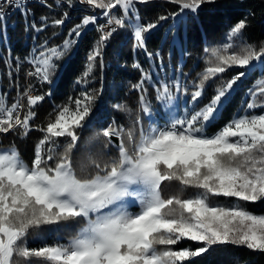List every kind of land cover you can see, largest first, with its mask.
<instances>
[{"label": "snow or ice", "instance_id": "snow-or-ice-1", "mask_svg": "<svg viewBox=\"0 0 264 264\" xmlns=\"http://www.w3.org/2000/svg\"><path fill=\"white\" fill-rule=\"evenodd\" d=\"M79 2L102 9L106 18L96 27L99 37L76 81L83 86L79 95L57 105L41 125L33 124L35 109L50 92L34 94L29 84L11 104L7 94L0 95V134L24 138L32 130L42 133L30 162L15 145L0 150V264H197L196 258L224 245L264 254V213L250 207L264 203V41L248 42L247 21L236 22L221 43L203 47V66L195 79L158 82L155 98L161 111L153 110L146 95L152 73L134 64L141 78L132 89L139 93V110L148 126L138 115L127 125L113 120L102 127L87 143L103 147L87 152L88 174L81 176L75 164L81 133L102 95V89L87 86L97 68L102 70L103 50L113 35L129 30L134 47L147 51L146 34L161 21L182 22L214 0H166L178 9L146 24L136 5L149 0ZM62 3L72 6V0ZM26 4L0 0V25L6 27L11 9L28 15ZM68 16L64 12L50 25L42 16V27H31L37 32L59 28ZM94 24L97 16L86 15L61 45L45 41L34 47L26 76L52 84L57 62ZM257 70L261 75L240 108L210 132L231 103L234 86ZM178 94L183 106L173 103ZM114 107L129 111L126 105ZM109 148L115 155L104 151ZM173 186L176 191L166 196L165 189ZM62 229L74 231L53 243L41 235ZM30 237L39 246L30 247Z\"/></svg>", "mask_w": 264, "mask_h": 264}, {"label": "trees", "instance_id": "trees-1", "mask_svg": "<svg viewBox=\"0 0 264 264\" xmlns=\"http://www.w3.org/2000/svg\"><path fill=\"white\" fill-rule=\"evenodd\" d=\"M48 2V1H47ZM48 5H51L49 7ZM73 7L76 1L72 0ZM137 15L142 23L153 22L161 15H168L169 12L178 9V6L171 5L166 0H149L147 4H137ZM28 15L18 12L8 21L6 29L7 44L0 45V82L4 94H7L8 103L11 104L17 98L18 92H23L26 88L27 80L22 76L31 69L27 62L32 49L47 41L50 46L61 45L63 40L68 38V32L81 21L80 11L70 9L61 2L50 0L47 5L35 4L29 9ZM64 12L69 16L66 23L59 28L51 26L37 32L31 27L36 24L42 27L41 17L49 18V25L54 18H61ZM84 13V11H81ZM247 21V28L244 36L250 43L259 44L264 41V0H214V3L202 6L197 15L188 14L185 27L179 26L174 29L173 19L161 21L157 28L146 34V49L134 47V40L129 30H118L113 35L107 46L104 48L103 68H97L89 89H102V95L94 108L91 123L81 133V148L75 157L77 174L86 176V154L88 151L99 152L103 147L99 142L89 145L87 142L102 127L115 120L118 124H129L138 115L144 120L145 127L148 126V117L140 113L138 96L139 93L132 89V85L138 83L141 78V71L135 68L134 64H139L140 68L152 73V82L146 83L147 98L152 106H159L156 100V87L159 80L153 71L160 75L170 70L185 76L186 83L196 78V73L202 70L203 61L201 59L205 46H215L221 43L224 34L239 20ZM176 31L182 53H180L173 33ZM56 32V35H53ZM99 37L96 27L86 28L71 52L58 61V69L52 77V84L42 85L39 94L50 92L44 101L35 109L37 116L33 121L34 125L46 123L48 113L52 112L57 105H63L68 97H75L82 91L81 85L76 83L87 63L88 53L92 50L95 41ZM148 52L159 53L149 58ZM17 58H19L17 60ZM19 64V68H17ZM261 75L257 70L255 73L238 82L236 91L233 93L231 103L223 112L220 121L210 132L216 131L223 126L233 113H235L246 99V93L253 85L257 76ZM206 99V98H205ZM126 105L129 111H118L114 105ZM257 111H260L259 109ZM42 133L32 130L27 137L21 138L14 133L0 136V149H8L11 145L19 150L22 158L30 162L33 157L34 145ZM115 155L114 150L104 149ZM83 167V170H82ZM176 188H166L164 194L167 196L174 193ZM257 213H264V203L250 206ZM74 229L50 232L45 230L41 233L48 243H53L57 237L61 241L67 239ZM30 247L39 246V242H31ZM197 264H264V254L250 251L242 246L224 245L216 246L209 253L196 258Z\"/></svg>", "mask_w": 264, "mask_h": 264}, {"label": "rangeland", "instance_id": "rangeland-1", "mask_svg": "<svg viewBox=\"0 0 264 264\" xmlns=\"http://www.w3.org/2000/svg\"><path fill=\"white\" fill-rule=\"evenodd\" d=\"M75 9L77 10V8H75ZM79 11H81V10H79ZM102 12H101V15H102ZM95 13L96 12L91 11V15H95ZM117 14H119V13H117ZM83 15L84 16L90 15V8H88V12L87 13H83ZM84 16H82L81 19ZM97 17H99V15H97ZM186 18L187 17H185L182 22H178L177 20H172L171 26H173L174 29H177L179 26L185 27ZM99 19L100 18H97V21H100ZM5 24H6V27L4 25H0V45L2 43H7L8 42L7 36H6V29H7L8 24H7L6 20H5ZM97 25H98V23L94 24V25H91V26H88L87 28L92 27V26L96 27ZM73 38H75V37H73ZM79 38H75V39L77 40ZM173 39L175 40V43H176L180 53H182V47L180 45V41L178 39L176 31H174V33H173ZM153 73H154L155 77L157 78V80H159L160 82H162V81L172 82L174 79L178 78L181 81V83H186L185 76L182 75L180 71L174 72V71L170 70L169 72H166L164 74L161 73L160 75L156 74V71H153ZM38 85L42 86L39 82H38ZM0 95H4L3 90H2L1 82H0ZM178 96H179V99L177 101H174L173 103L183 106L184 97L182 95H179V94H178ZM158 105L159 106H156V105L152 106L151 105L154 111H161L162 110L163 106L161 104H159V103H158ZM0 150H6V149H0Z\"/></svg>", "mask_w": 264, "mask_h": 264}, {"label": "built area", "instance_id": "built-area-1", "mask_svg": "<svg viewBox=\"0 0 264 264\" xmlns=\"http://www.w3.org/2000/svg\"><path fill=\"white\" fill-rule=\"evenodd\" d=\"M29 1H39V2L41 3V0H27V2H29ZM78 1H79V0H78ZM85 5H86V4H85ZM87 7L90 8V15H91V7L88 6V5H87ZM17 12H18V11H16L15 9H11V10L8 11L7 17H11V16L15 15ZM105 19H106V18H102L101 21H99V24H98V25H102V24H104ZM23 78H28V79H30V78L27 77V76H23ZM28 86H29V85H28ZM31 86H32V91L34 92V94H39L41 86L38 85V81H36V80L34 79L33 82L31 83ZM1 135H2V134H0V136H1Z\"/></svg>", "mask_w": 264, "mask_h": 264}, {"label": "bare ground", "instance_id": "bare-ground-1", "mask_svg": "<svg viewBox=\"0 0 264 264\" xmlns=\"http://www.w3.org/2000/svg\"><path fill=\"white\" fill-rule=\"evenodd\" d=\"M47 1H48V0H41V3H40L39 1H29V2H27L26 7L29 8V7H30L31 5H33V4H43V5H45V4L47 3ZM57 1L62 2V0H57ZM76 2H77V7H76L77 10L84 11V13H87V12H88V8H89V7H87V5H85V4H83V3H80L78 0H76ZM65 5H66V3H65ZM67 5H68V4H67ZM68 6H69V5H68ZM69 7L72 9L71 6H69ZM91 11L97 13L98 9L93 10V9L91 8Z\"/></svg>", "mask_w": 264, "mask_h": 264}]
</instances>
